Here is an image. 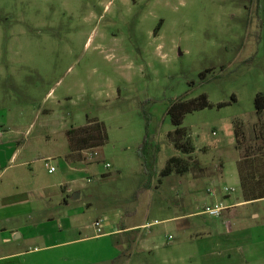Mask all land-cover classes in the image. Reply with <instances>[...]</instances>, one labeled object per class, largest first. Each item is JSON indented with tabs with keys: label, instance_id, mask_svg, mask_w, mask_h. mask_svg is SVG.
Wrapping results in <instances>:
<instances>
[{
	"label": "rangeland",
	"instance_id": "374dc122",
	"mask_svg": "<svg viewBox=\"0 0 264 264\" xmlns=\"http://www.w3.org/2000/svg\"><path fill=\"white\" fill-rule=\"evenodd\" d=\"M203 94L212 107L183 123L198 167L191 164L189 174L167 178L157 173L153 189L145 190L150 176L140 148L146 135L159 150L158 172L173 157L187 160L168 139L175 130L168 109ZM258 94L264 95V0H0V129L29 131L35 138L60 129L43 155L57 173L48 175L44 163L34 168L43 180H77L69 187H85L71 209L82 208L78 224L89 231L104 212H118L127 223L151 212L150 222H160L153 229L176 236L173 222L162 221L198 212L207 190L226 186L238 195L242 153L235 128L241 123L252 137ZM87 117L105 124L108 141L96 150L98 157L89 152L69 164L62 128L86 126ZM90 196L94 200L86 201ZM189 197L199 201L183 206ZM50 203L53 213L62 210L55 199ZM199 220L221 228L209 216ZM114 242L82 244L74 254L88 263L96 249V260L112 259L109 264H202L201 244L179 249L188 244L183 236L154 254L121 241L124 249L113 255L108 248Z\"/></svg>",
	"mask_w": 264,
	"mask_h": 264
},
{
	"label": "crops",
	"instance_id": "0c3cea01",
	"mask_svg": "<svg viewBox=\"0 0 264 264\" xmlns=\"http://www.w3.org/2000/svg\"><path fill=\"white\" fill-rule=\"evenodd\" d=\"M67 130L62 128L64 134ZM44 132V135L35 138L30 137L29 131L25 134L8 127L0 129V264H109L112 259L96 260L95 256L99 255L96 249L91 253L95 261L88 263L89 260L82 259L80 254H74L75 247L112 238L116 242L109 245L108 251L113 255L124 249L122 242L141 244L143 252L154 254L166 242L168 247H175V244L170 245L172 240L169 237L178 240L182 236L188 244L177 246L180 250L184 247L183 252L190 251V247L186 248L189 244H201L202 264H264V199L246 203L241 189L236 196L231 193L227 195L223 191L226 186L219 190H207L208 196L202 199L205 205L198 212L192 211L188 215L162 221L173 222L171 228L176 236L147 228L148 223H153L150 222L151 212L137 223L136 220L127 223L126 218L118 212H104L95 221H104L101 235L95 223L91 231L83 228L78 222L84 211L81 207L72 210L71 203L82 200V189L85 187H69L77 180H43L39 169L34 168L35 164L44 163L48 175L52 176L58 171L56 169L53 174L49 172L45 162L51 158L45 159L43 155L47 153L44 148L56 133H60V129ZM70 166L69 170L80 173L79 169ZM235 186H240L239 178ZM190 191H187L188 195L194 194ZM74 194H79V198L74 200ZM53 199L62 206L57 214L50 208ZM186 199V203H182L186 207L199 201V198ZM93 200L94 197H91L86 201ZM219 202H224L229 210L222 218L215 219L220 221L221 228L218 222L208 227L199 219L206 216L203 213L206 208ZM136 213L135 210L131 216ZM188 218L197 219L187 222ZM192 226L197 227L198 231H188ZM62 249L64 252L61 256L50 254Z\"/></svg>",
	"mask_w": 264,
	"mask_h": 264
},
{
	"label": "trees",
	"instance_id": "16d2710c",
	"mask_svg": "<svg viewBox=\"0 0 264 264\" xmlns=\"http://www.w3.org/2000/svg\"><path fill=\"white\" fill-rule=\"evenodd\" d=\"M234 101H236L234 99ZM258 121L252 128V137L247 138L242 131V124L237 123L236 147L242 153L237 162L240 189L244 202L253 203L264 199V95L258 94L255 99ZM225 105H219V108ZM212 107L208 96L203 94L194 99H182L173 103L168 109V115L175 127L173 132L168 134L169 141L175 149L189 158H171L166 167L160 172L157 171L156 163L159 150L151 144L149 134L140 148V156L144 163V172L150 176L145 184V190L153 188V178L157 173L161 178H167L174 174L185 175L190 173V165L194 162L192 155L195 147L191 142L187 129L183 126L187 115ZM87 125L66 131L70 144V153L66 155L69 164L80 163L86 153L103 148L108 141V133L105 124L99 120H92L87 117Z\"/></svg>",
	"mask_w": 264,
	"mask_h": 264
},
{
	"label": "built area",
	"instance_id": "2783aa9c",
	"mask_svg": "<svg viewBox=\"0 0 264 264\" xmlns=\"http://www.w3.org/2000/svg\"><path fill=\"white\" fill-rule=\"evenodd\" d=\"M89 155H90L91 158L98 157V152L97 151H92V152L89 153ZM45 165L49 169V172L51 174L56 172V168L51 166V161L47 160L45 162ZM106 168H111V165L107 164ZM223 191H224L225 194L228 195L230 193H233L235 190L234 189L225 188ZM228 210H229V207L224 202H219V203H216V204L206 208L203 211V213L206 216H209L210 218L219 219V218H222L223 215L225 214V212L228 211ZM103 222H104L103 220H98L95 223V227H96L97 232H98L99 235H101L103 233V229H102ZM159 224H160L159 221H155L153 223H148L146 227L147 228H151V227L157 226ZM172 239H173L172 237H169V240H172Z\"/></svg>",
	"mask_w": 264,
	"mask_h": 264
},
{
	"label": "water",
	"instance_id": "95a60500",
	"mask_svg": "<svg viewBox=\"0 0 264 264\" xmlns=\"http://www.w3.org/2000/svg\"><path fill=\"white\" fill-rule=\"evenodd\" d=\"M79 198V194H74L73 199L76 200Z\"/></svg>",
	"mask_w": 264,
	"mask_h": 264
}]
</instances>
